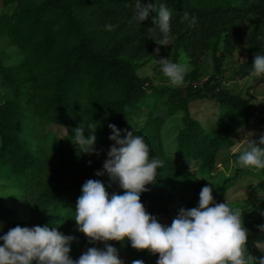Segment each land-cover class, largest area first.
Returning <instances> with one entry per match:
<instances>
[{
	"label": "trees",
	"instance_id": "1",
	"mask_svg": "<svg viewBox=\"0 0 264 264\" xmlns=\"http://www.w3.org/2000/svg\"><path fill=\"white\" fill-rule=\"evenodd\" d=\"M1 2L5 10L0 14V38L10 48L7 53L0 47V175L15 179L25 192L27 210V217H21L14 199L0 196L1 236L17 225L31 228L33 223L57 226L64 235L71 228L76 231V221L60 224L56 216L75 193L82 195V186L89 179L105 183L109 195L116 188L124 192L118 184L108 187L107 175H96L103 171L107 152L114 144L109 139L110 123L121 129L122 138L126 136L124 129L142 136L149 146V160L155 157L162 161L155 183L141 193V202L150 215L168 216L166 225H171L181 208L198 207L200 192L206 185L213 188L215 203H220L233 180L245 172L246 168L237 162L243 150L231 155V177L216 174L213 183L208 184L199 176L211 178L218 152L232 144L235 130L252 122L264 123L254 116L249 99L222 87V79H243L254 72L255 55H264V0H143L172 10L170 45L166 49L174 51L173 62H185L191 69L185 75V85L179 87L156 85L150 77L138 73L134 60L148 64L152 56L160 57L151 45H157L154 39H161L162 34L158 27L147 32L155 26L151 18L142 23L132 20L135 0ZM185 12L197 18L194 27L182 22ZM107 24H112L113 30H105ZM236 37H244L247 42L238 49L242 59L226 74L219 68L220 61ZM179 51L185 54V60L179 59ZM206 59L213 62V73L201 81L199 70ZM153 65L161 74L157 61ZM148 92L152 97L145 102ZM202 99L213 100L219 106L210 130L189 112V105ZM164 109L173 127L172 154L177 153L182 162L193 161L199 174L164 151L165 141L160 134ZM177 114H181L178 123L174 120ZM131 115L145 117L140 129L132 125ZM82 123L85 135L89 123L97 125L95 147L99 155L78 153L72 138L74 129ZM50 126L66 131L59 135ZM261 174L264 176V170ZM255 189L253 195L264 190V177ZM256 195L235 206L245 211L249 252L259 259L264 251L254 242L264 240V231L259 227L264 226V215L260 214L264 197ZM255 198L258 200L252 207L250 202ZM174 202H180L176 210L170 207ZM72 214L74 217L75 212ZM77 237L71 244L72 259H78L89 247H104L103 241L99 246L90 243L85 234ZM3 243L1 240L0 246ZM107 243L119 250L125 264L133 260L157 264L159 259V254L134 249L130 241Z\"/></svg>",
	"mask_w": 264,
	"mask_h": 264
},
{
	"label": "clouds",
	"instance_id": "2",
	"mask_svg": "<svg viewBox=\"0 0 264 264\" xmlns=\"http://www.w3.org/2000/svg\"><path fill=\"white\" fill-rule=\"evenodd\" d=\"M150 18L155 26L147 32L150 34L158 27L162 38L154 39L156 44L169 46L172 10L164 4L157 8L153 3L135 0L132 20L142 23ZM184 21L194 27L197 18H190L185 12ZM113 28L112 24L105 25L107 31ZM155 53L159 55V47ZM156 61L172 87L181 86L191 70L189 64L173 62L170 57ZM252 66L253 75L264 74V55H255ZM87 127V135L83 123L74 129L73 143L79 154L99 155L95 147L98 127L95 123ZM108 127L112 132L109 139L114 144L107 152L103 171H97L96 175H107L108 187L118 184L124 192L109 196L105 183L89 179L82 186L72 217L77 230L85 234L90 243L103 241L104 247H89L78 259H72L69 253L72 242L77 240L75 236L64 235L57 226L17 225L0 236L4 242L0 246V264H125L119 250L108 241H130L134 249L159 254L157 264H264V257L257 259L249 252L250 233L243 221L245 211L229 206L228 202L215 203L211 186L202 188L198 207L181 208L170 226L150 215L141 202V193L148 190L147 185L155 183L162 161L155 157L149 160V146L142 136L124 129L126 136L122 138L121 129L115 124L110 123ZM237 162L244 168L264 169V134L248 141L247 149L239 154ZM260 214L264 215V211ZM259 227L264 231V226ZM254 243L264 251V243ZM132 264H144V261L133 260Z\"/></svg>",
	"mask_w": 264,
	"mask_h": 264
},
{
	"label": "rangeland",
	"instance_id": "3",
	"mask_svg": "<svg viewBox=\"0 0 264 264\" xmlns=\"http://www.w3.org/2000/svg\"><path fill=\"white\" fill-rule=\"evenodd\" d=\"M5 9L3 8L2 2L0 0V14ZM142 36V34H140ZM246 38L244 37H236L231 40V42L228 44V47H226L225 53L226 57L224 60L222 59L220 61L219 68L221 71L223 70L224 73L229 74L231 73L232 69L234 68V64H237V60H241L242 57H239V48H242L245 46ZM0 47L4 49L3 52L9 53L10 45L5 39L0 38ZM157 47L160 48L159 58L157 59L155 56H152V63L149 62L148 64H143L142 59L134 60L135 65L137 66L136 69L138 73L141 76H148L150 79L154 82V84L158 85H169L167 78L164 77V75L157 74L156 70L153 68V62L161 58H169L174 61L173 53L174 51L172 49L167 50L166 46L163 45H151L152 49H156ZM180 54L179 59H184L185 54L182 53V51H179ZM232 52V54H230ZM1 54V53H0ZM239 57V58H238ZM155 59V60H153ZM185 60V59H184ZM183 60V61H184ZM8 61V60H7ZM6 61V62H7ZM235 61V63H234ZM9 62V61H8ZM182 62V61H179ZM185 63V62H184ZM141 65V66H140ZM213 73V62L209 59L205 60V63L200 67L199 75L201 81L205 80L207 77H209ZM182 85H185L184 83ZM181 85V86H182ZM222 87L227 92L235 94V93H241L243 97L250 100L251 104L254 106V116L257 117L259 120L264 121V74L261 76H255L253 75V72L244 77L243 79H237L234 77V79L230 78L227 80L222 79ZM152 97V93L148 92L146 96L144 97V101H150V98ZM158 105V104H157ZM189 112L192 117L197 119L200 124L206 128L207 130H210L213 125L214 121L216 119L217 114L219 113V106L217 103L213 100H196L193 101L189 105ZM168 111L164 109V111L161 113L160 117L163 119L162 126L160 128V134L161 138L165 141L164 143V151L170 154V158L172 160L178 161L183 167H186L191 172L197 173L196 164L191 160H186L182 162L180 160V157L177 153H173L170 148V140L172 139V129L171 122L169 121L167 117ZM181 114H177L176 118L174 120L179 122ZM137 116V115H136ZM134 115H131V123L132 125L140 129L145 122V117L140 116L136 117ZM50 129L53 131H56L59 135H63L66 131L63 127H56V126H50ZM256 133L255 136L248 135L249 133ZM260 134H264V123L257 124L255 122H252L249 125L241 126L237 130H235L231 134V140L232 144L227 148H222L218 152V160L215 163V167L212 172L211 178H205L203 175L199 174L203 179L207 181L208 184L213 183L214 179H216V174H225L227 177H231L232 174L231 166L233 165L232 157L231 155L240 151H243L247 149L248 147V141L250 139H258ZM28 136H31V134H28ZM264 169H250L246 168L245 172L238 178H235L233 182L230 184V187L227 189V191L222 194L223 196L220 199V203H226L228 202L229 206L236 208L235 204L239 203L241 200H245V198L254 199L253 193L256 191V184L262 179L264 176H262L261 171ZM117 192L119 194H123V192H120L119 190L114 189L112 193ZM25 192L20 189L17 185V182L13 178H5L3 175H0V196H11L12 199H14L15 205L17 206V211L19 214H21V217H27L26 213L27 210L25 208V200L23 199L25 197ZM111 193V194H112ZM111 194L109 196H111ZM253 195V196H252ZM81 196V194L75 193L72 197L71 201L68 203V205H64L60 212L57 214L56 218L59 219L60 224H63L65 221L68 220L71 222H75V219L72 218L73 214L72 212H75L76 208V202L77 199ZM257 197H264V190L262 192L259 190ZM227 197V201H226ZM258 198H255L254 201L250 202L252 207L256 206ZM180 205V202H174V204H171L170 207L173 210H176V208ZM16 210V208H14ZM246 209H248L246 207ZM158 218V222H160L163 225H166L169 222L168 216H156ZM24 219V218H23ZM1 226V225H0ZM34 226V223L32 224V227ZM77 229V226L75 227V230ZM79 234L78 230L74 231L71 230L68 233H65V235H72L77 237ZM1 236V233H0ZM78 238V237H77ZM1 241V240H0ZM258 242L264 243V240L259 239ZM101 244L100 242H96L95 246H99Z\"/></svg>",
	"mask_w": 264,
	"mask_h": 264
}]
</instances>
